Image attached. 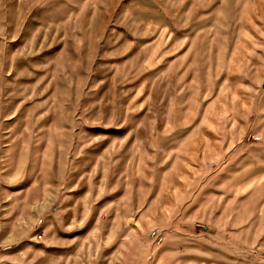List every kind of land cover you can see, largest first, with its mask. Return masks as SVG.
Listing matches in <instances>:
<instances>
[{"label":"rangeland","instance_id":"rangeland-1","mask_svg":"<svg viewBox=\"0 0 264 264\" xmlns=\"http://www.w3.org/2000/svg\"><path fill=\"white\" fill-rule=\"evenodd\" d=\"M0 264H264V0H0Z\"/></svg>","mask_w":264,"mask_h":264},{"label":"built area","instance_id":"built-area-1","mask_svg":"<svg viewBox=\"0 0 264 264\" xmlns=\"http://www.w3.org/2000/svg\"><path fill=\"white\" fill-rule=\"evenodd\" d=\"M41 222V220L39 219L38 220V223H40ZM37 238H40L41 237V233L40 232H38L36 235H35ZM9 246H6L5 248H8Z\"/></svg>","mask_w":264,"mask_h":264}]
</instances>
